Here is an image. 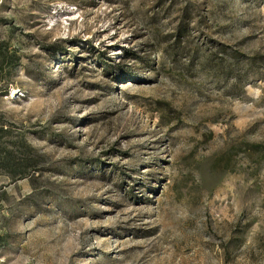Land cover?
<instances>
[{"label":"rangeland","instance_id":"rangeland-1","mask_svg":"<svg viewBox=\"0 0 264 264\" xmlns=\"http://www.w3.org/2000/svg\"><path fill=\"white\" fill-rule=\"evenodd\" d=\"M3 40L41 161L0 172V264H264V0H0Z\"/></svg>","mask_w":264,"mask_h":264},{"label":"trees","instance_id":"trees-1","mask_svg":"<svg viewBox=\"0 0 264 264\" xmlns=\"http://www.w3.org/2000/svg\"><path fill=\"white\" fill-rule=\"evenodd\" d=\"M9 47L7 41L0 42V83L9 78L13 68L20 64V57L11 53ZM11 136L12 129L0 121V172L9 176L13 182L29 177L33 179L32 175L40 172L41 158L24 137L12 139ZM5 138L7 139L4 141ZM236 153H244L249 156L257 155L258 160H263L264 145L243 143ZM231 163L232 159H228L225 165H218L217 168L232 172L235 169Z\"/></svg>","mask_w":264,"mask_h":264}]
</instances>
